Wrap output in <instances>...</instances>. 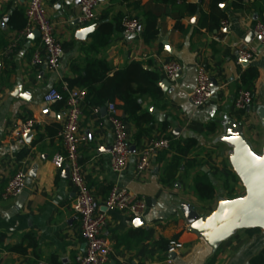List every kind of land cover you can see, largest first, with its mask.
Wrapping results in <instances>:
<instances>
[{"label":"crops","instance_id":"0c3cea01","mask_svg":"<svg viewBox=\"0 0 264 264\" xmlns=\"http://www.w3.org/2000/svg\"><path fill=\"white\" fill-rule=\"evenodd\" d=\"M30 1L0 0V264H75V258L85 250L79 217L71 209L74 193L68 168L57 171L51 164L52 158L63 152L60 134L65 103L47 104L44 97L51 89L62 90L68 81H74L88 60L105 61L113 71L140 62L159 74L158 87L166 80L165 65L175 61L181 67L176 80L167 81L165 92L159 87V101H142L143 111L154 121L149 134L140 133L138 127L125 121L131 154L120 175L111 170L113 132L108 112L102 114L110 104L99 110H92L85 102L82 105L79 130L88 142L80 148L79 160L86 185L105 214L101 235L112 249L108 264H251L264 250L260 232L240 231L212 253L201 238L189 233L184 217L187 210L207 217L220 201L244 194L229 163L232 148L225 141L229 131L226 122H237L254 150L261 152L264 127L257 112L264 107V48L253 29L261 19L264 0H244L238 9L232 6L233 0L218 4L217 9L212 8V0H186L200 12L181 19V30L176 28L170 8L155 5L154 0H98L94 21L84 26L96 29L84 41L75 38L76 31L84 28L74 25L80 15L78 0H44L43 8L64 49L56 71L31 64L40 38H20L22 30L10 24L14 12L25 14ZM155 8L160 12L156 20L159 33L147 42L145 19ZM221 16L223 19L215 23ZM120 18L122 23L126 18L138 20L137 32L117 33L107 46L89 50L102 20L114 24ZM241 46L257 53L252 63L237 64ZM249 67L258 73L249 87L253 103L245 112H238L233 103L243 90L241 76ZM199 68L211 79L212 96L207 105L195 109L189 95L196 86ZM119 115L124 117L121 111ZM29 119L36 122L35 131L12 138L11 130ZM159 138L181 143L194 140L195 146L183 155L171 148L161 151L151 158L144 172L138 173V152ZM19 169L27 176L22 194L3 200V192ZM114 187L146 199L142 223L127 212L103 207ZM31 234L34 247L27 238ZM170 242L180 243L182 248L169 253ZM18 246L26 252H15L13 248Z\"/></svg>","mask_w":264,"mask_h":264},{"label":"built area","instance_id":"2783aa9c","mask_svg":"<svg viewBox=\"0 0 264 264\" xmlns=\"http://www.w3.org/2000/svg\"><path fill=\"white\" fill-rule=\"evenodd\" d=\"M43 1H30L25 10L26 25L20 33V38H25L37 30L40 34V47L33 54L31 64L35 67L44 66L50 71H56L64 56V49L55 36L53 25L43 8ZM78 2L80 9L78 24L84 27L94 21L93 12L98 0H78ZM122 27L124 34L131 35L137 32L140 23L134 18H126L122 23ZM253 35L260 46L264 48V11L261 19L254 26ZM256 55L255 50L249 49L247 46H241L237 51V64H250ZM180 71L181 67L175 61H171L163 67V73L169 82H174ZM62 92L66 96L65 121L60 134L63 152L56 154L52 158L51 164L57 171L65 167L69 169V180L74 193L71 209L79 217L80 235L85 245L84 252L75 258V264H108L112 249L101 235L106 221L105 214L101 211V204L86 185L79 160V150L88 142L87 136L80 133L79 130V118L86 91L70 89L67 85H64ZM63 94L56 89H51L45 95L44 102L47 104L56 103L63 98ZM211 96V79L205 69L199 68L196 75V86L189 95V101L193 108L200 109L207 105ZM252 103L251 92L240 90L233 106L236 111L245 112L251 107ZM107 112L108 123L113 132V144L110 151L111 170L114 174L120 175L127 168L131 154V144L126 123L119 116L115 106L113 104L108 105ZM36 126V122L29 119L16 125L11 130L10 136L14 139L21 138L34 132ZM169 147V141L164 138L150 141L138 152L137 172H144L149 167L151 158L161 151L169 150ZM26 178V172L23 169L17 170L3 192L2 199L9 200L20 196L25 188ZM103 207L107 211L127 212L132 218L140 219L144 217L147 211V201L145 198L131 194L127 189L114 187L104 201ZM181 248L180 243L170 242L168 252L174 253ZM37 264L47 263L38 262ZM119 264L127 263L121 262Z\"/></svg>","mask_w":264,"mask_h":264},{"label":"trees","instance_id":"16d2710c","mask_svg":"<svg viewBox=\"0 0 264 264\" xmlns=\"http://www.w3.org/2000/svg\"><path fill=\"white\" fill-rule=\"evenodd\" d=\"M129 1V0H123ZM226 0H212L211 6L217 9L218 4ZM155 5L170 8L171 16L176 20V28L181 30L180 21L185 17H193L200 10L197 6L187 4L186 0H154ZM234 8L244 6V0H233ZM151 17L145 19L144 39L149 42L158 36L156 20L160 16L157 8L150 10ZM223 19H215L219 23ZM122 18L117 19L114 24L104 22L99 25L94 33V44L89 50L98 51V48L107 46L111 38L123 32ZM10 24L13 28L23 30L26 25V18L23 11H15ZM217 25V24H216ZM258 73L255 68H247L241 76V87L248 90ZM159 74L145 68L140 62L131 63L120 71H113L107 62L102 60H88L82 72L74 81H68L69 88L78 87L86 91L84 102L92 109L99 110L106 104H113L119 114H123V121L133 123L140 129V133L149 134L154 129L153 118L142 109V101L151 99L159 101L162 98V91L158 87ZM63 94L62 90H59ZM66 104V96L60 100ZM120 116V115H119ZM169 149H174L178 154L183 155L195 146L194 140L185 143L169 140ZM249 233H259L260 230H251ZM31 246H36L32 234L27 237ZM15 252L24 254L26 250L21 246L13 248ZM251 264H264V250L251 260Z\"/></svg>","mask_w":264,"mask_h":264},{"label":"water","instance_id":"95a60500","mask_svg":"<svg viewBox=\"0 0 264 264\" xmlns=\"http://www.w3.org/2000/svg\"><path fill=\"white\" fill-rule=\"evenodd\" d=\"M3 21L6 22V18ZM74 25L79 26L78 20ZM95 29V26L81 27L76 31L75 38L84 41ZM28 38L33 41L39 39L40 34L35 30ZM167 85V80H163L159 87L165 92ZM107 107L102 110V114L107 113ZM257 117L264 127V107L259 108ZM226 126L229 131L225 141L232 148L229 163L244 194L232 200L220 201L214 212L207 217H199L190 210H187L184 217L189 233L201 238L212 253L240 231L260 230L259 239L264 246V143L261 152L257 153L237 122H226ZM67 173L69 175V169ZM138 223H142V220H138Z\"/></svg>","mask_w":264,"mask_h":264},{"label":"snow or ice","instance_id":"6c2138e0","mask_svg":"<svg viewBox=\"0 0 264 264\" xmlns=\"http://www.w3.org/2000/svg\"><path fill=\"white\" fill-rule=\"evenodd\" d=\"M89 31H90V29H89Z\"/></svg>","mask_w":264,"mask_h":264}]
</instances>
